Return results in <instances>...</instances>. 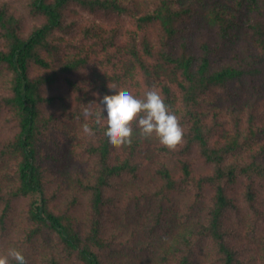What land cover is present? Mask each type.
<instances>
[{
    "label": "trees",
    "instance_id": "trees-1",
    "mask_svg": "<svg viewBox=\"0 0 264 264\" xmlns=\"http://www.w3.org/2000/svg\"><path fill=\"white\" fill-rule=\"evenodd\" d=\"M109 83L158 90L181 144L133 122L113 147L80 114ZM11 248L27 264H264V0H0Z\"/></svg>",
    "mask_w": 264,
    "mask_h": 264
},
{
    "label": "clouds",
    "instance_id": "clouds-1",
    "mask_svg": "<svg viewBox=\"0 0 264 264\" xmlns=\"http://www.w3.org/2000/svg\"><path fill=\"white\" fill-rule=\"evenodd\" d=\"M108 88L117 90L115 84L109 83ZM93 105H98L97 111H93ZM80 114L86 119L93 117L96 125L106 128L108 142L115 148L132 143L133 122H136L141 137L154 135L169 150H175L184 137L178 117L169 110L162 95L155 88L147 90L143 98L121 88L114 95L105 94L100 104H82ZM83 132L92 134L89 124L83 125ZM9 257L17 264H27L25 256L15 248L9 249L7 255H0V264H9Z\"/></svg>",
    "mask_w": 264,
    "mask_h": 264
}]
</instances>
